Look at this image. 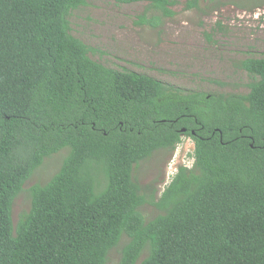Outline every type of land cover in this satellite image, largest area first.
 I'll return each instance as SVG.
<instances>
[{
  "label": "trees",
  "instance_id": "obj_1",
  "mask_svg": "<svg viewBox=\"0 0 264 264\" xmlns=\"http://www.w3.org/2000/svg\"><path fill=\"white\" fill-rule=\"evenodd\" d=\"M116 1L146 2L140 20L153 26L179 4ZM84 4L0 0V264H106L124 235L119 264H264V58L239 62L246 93L185 92L92 59L71 33ZM183 136L193 165L179 166L147 219L134 169ZM63 149L14 222L27 181Z\"/></svg>",
  "mask_w": 264,
  "mask_h": 264
},
{
  "label": "rangeland",
  "instance_id": "obj_2",
  "mask_svg": "<svg viewBox=\"0 0 264 264\" xmlns=\"http://www.w3.org/2000/svg\"><path fill=\"white\" fill-rule=\"evenodd\" d=\"M219 1V8L210 10L211 3L200 0L199 10L187 9L186 0H179L176 14L153 26L140 20L144 1L86 0L72 11L71 33L93 49L92 59L108 67L149 75L185 92L246 93L251 78L239 62L264 58V0ZM194 150V140L183 136L173 152L156 151L136 165L134 176L145 187L148 200L141 208L147 219L162 213L155 203L180 164L193 165ZM67 151L46 158L27 181L13 206L14 222L31 207L30 188L49 181ZM127 240L124 235L109 252L106 264H119Z\"/></svg>",
  "mask_w": 264,
  "mask_h": 264
},
{
  "label": "clouds",
  "instance_id": "obj_3",
  "mask_svg": "<svg viewBox=\"0 0 264 264\" xmlns=\"http://www.w3.org/2000/svg\"><path fill=\"white\" fill-rule=\"evenodd\" d=\"M180 165H185V166H188V165H186V164H180ZM188 167H191V166H188Z\"/></svg>",
  "mask_w": 264,
  "mask_h": 264
},
{
  "label": "water",
  "instance_id": "obj_4",
  "mask_svg": "<svg viewBox=\"0 0 264 264\" xmlns=\"http://www.w3.org/2000/svg\"><path fill=\"white\" fill-rule=\"evenodd\" d=\"M185 130V129H184Z\"/></svg>",
  "mask_w": 264,
  "mask_h": 264
}]
</instances>
